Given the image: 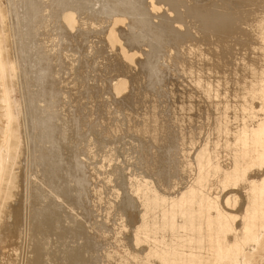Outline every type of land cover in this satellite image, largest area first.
I'll use <instances>...</instances> for the list:
<instances>
[{
  "label": "bare ground",
  "instance_id": "obj_1",
  "mask_svg": "<svg viewBox=\"0 0 264 264\" xmlns=\"http://www.w3.org/2000/svg\"><path fill=\"white\" fill-rule=\"evenodd\" d=\"M0 264H264V0H0Z\"/></svg>",
  "mask_w": 264,
  "mask_h": 264
},
{
  "label": "rangeland",
  "instance_id": "obj_2",
  "mask_svg": "<svg viewBox=\"0 0 264 264\" xmlns=\"http://www.w3.org/2000/svg\"><path fill=\"white\" fill-rule=\"evenodd\" d=\"M217 1H218V0H217ZM223 1H225V0H222V2H223ZM241 47H242V46H241ZM239 52H240V51H239ZM239 52H238V53H239ZM249 52H250V51H249ZM243 53H244V51H242V54H243ZM96 137H97V136H96ZM91 140H92V138H91ZM96 140H97V138H96ZM98 140H99V138H98ZM87 142H88V145H89L90 142H89V141H87ZM136 142H137V141H136ZM136 142H134V144H133L134 147L132 146V149H133V148H134V149H133V150L130 149L131 152H132V151H133V152H132V153H130V151H129V152L127 151V152L129 153L128 155L130 156V154H131V155L134 154V150H135V151H136V152H135V156L138 154L137 157H138L139 155H140L139 157H141V153L143 152V149L145 148V146H144V144H143V145H140V144H142V143H139V142L136 143ZM84 143H85V142H84ZM136 145H137V146H136ZM139 145H140V146H139ZM141 146H142V149H141ZM143 146H144V147H143ZM128 147L131 148V146H127V149H129ZM135 147H136L137 150L135 149ZM137 147H138V148H137ZM140 149H141V150H140ZM138 150H139V153L137 152ZM122 153H124V151H122ZM125 153H126V152H125ZM125 153H124V155H125L124 157H125V159L128 160L129 156H127ZM166 154H167V153H166ZM169 154H172V153H169ZM169 154H168V155H169ZM126 156H127V158H126ZM135 156L130 157L129 160H130V161H133V158H135ZM170 156H171V155H170ZM122 157H123V156H122ZM122 157H121V158H122ZM124 157H123V158H124ZM137 157H136L135 159H137ZM139 157H138V158H139ZM82 158H83V157H82ZM123 158L120 159V160H123V161H124ZM131 159H132V160H131ZM127 160H125V161H127ZM129 160L127 161V164L129 163ZM137 160H138V159H137ZM137 160H136V161H137ZM125 161H124V162H125ZM133 162H135V161H133ZM133 162H130V163H133ZM125 163H126V162H125ZM135 163H136V162H135ZM88 182L90 183V181H87V182L84 181V182L82 183V185L84 184L86 187H88V186H89V185H88V184H89ZM86 184H87V185H86ZM84 185L81 186V188H80V187H77V188H78L77 190H78L79 192L77 191L76 193H77V195H78L79 197H80V195L82 194V195H81L82 198H80V199H81V201H82L83 203H84V201H83L84 198L87 197V200H86V198H85V200H86L87 203L90 204V202H92V197H91L92 193H91V192L89 193L88 190L91 189V188L88 189V188H86ZM89 187H90V186H89ZM81 189H82V191H81ZM83 189H85V190H83ZM87 189H88V190H87ZM86 190L88 191V192H87V195H86V193H85ZM83 191H84V192H83ZM80 192H81V193H80ZM82 192H83V193H82ZM76 193H75V195H76ZM78 193H79V194H78ZM84 194H85V197H84ZM90 194H91V195H90ZM90 198H91V199H90ZM89 199H90V201L88 202ZM86 202H85V203H86ZM89 204H88V205H89ZM88 205H86V207L84 206V207H85V210H87V211H88V210H92L91 212L89 211L90 213H92V214L89 213L91 216L94 215L95 212H96V214H95L94 216H92V217L97 218V217L99 216V214L97 215V209H96V210H93V209H94V207H93V202L89 205L90 207L92 206L91 208L89 207L90 209H89V208L87 209ZM87 211H86V212H87ZM93 211H94V213H93ZM96 215H97V217H96ZM89 218H90V217H89ZM99 219H100V218H99ZM99 219L97 218V220H99ZM100 220H101V219H100Z\"/></svg>",
  "mask_w": 264,
  "mask_h": 264
}]
</instances>
